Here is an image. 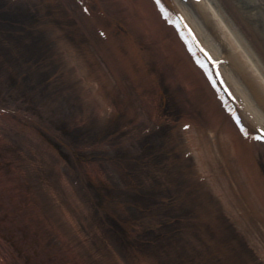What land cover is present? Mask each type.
<instances>
[{
	"label": "rangeland",
	"instance_id": "rangeland-1",
	"mask_svg": "<svg viewBox=\"0 0 264 264\" xmlns=\"http://www.w3.org/2000/svg\"><path fill=\"white\" fill-rule=\"evenodd\" d=\"M16 3L17 6H11V0H0V236L5 239V242L0 241L4 243V246L0 244V252L3 253L4 248L17 252L15 257H11L10 250L6 264L71 262L64 252L67 248L65 240L61 245L63 252H55L53 256V246L58 243L53 237L54 232L43 233L48 237L46 244L41 238L30 241L36 232L31 231L23 215L20 204L23 195L37 205L50 225L56 222L62 226L64 213L70 214L69 218L74 220L86 241L77 239L71 225V232L62 230V238L68 236L71 239L69 244L73 241L70 245L79 248L75 251L78 256L72 257L73 264H239L240 260L248 261L247 264H264L263 245L258 251L252 248V255L247 248L249 255L244 257V251L238 250L242 245L235 239L237 234H244V237L255 235L256 239L264 242V209H252L250 215L243 218L241 214L244 215V211L241 212L237 206L236 211L240 215L236 213L239 220H235L225 209L227 205L220 202L222 206L218 201L223 196L222 192L210 189L208 180L213 175L205 172L204 180L197 179L198 186L192 183V176H197L204 165L207 169L217 166V171L223 172L221 158L215 156L214 161L208 157L198 158L192 150L204 148L201 144L203 138H199L197 129L205 125L211 127L212 123L208 121L213 109L204 102L207 113L203 108L197 113L192 98H181L179 89L186 87L174 73L173 61L164 59V62H169L168 66L171 65V73L163 66L164 63L155 69L158 61L153 59V41L142 40V34L134 41L144 53L140 51L137 54L142 53L143 60L147 59L145 56L150 57L151 62L146 60L147 63L149 61L148 79H159L161 92L168 101L166 99L163 103L162 94L157 93L159 87L153 80L151 84L156 90L149 89L144 83L136 91L124 73L127 72L124 55L114 58L119 44H123V37L134 30L133 27L127 29L128 32L119 29L115 20V17L125 15L121 11L126 9V5L117 7L112 4L108 7L114 11L115 17L113 20L111 17L104 28L101 27L104 32L101 38V33L96 31L97 26L85 23L72 0H17ZM106 8L103 9L106 11ZM127 19L132 20L131 17ZM104 48L107 52L114 51L111 59L103 53ZM88 50L89 57L96 58L95 66L83 57ZM120 50L123 52L122 48ZM99 52L102 54L98 55ZM80 56L87 67L83 72H79L77 64ZM155 58L159 59L156 55ZM98 78L102 83L101 95L104 94L101 102L96 95L93 97V89L98 86L94 81ZM133 78L135 80V76ZM119 89L124 91L123 96H128V101L120 99ZM90 96L92 101L88 104ZM154 101L164 104L163 113L158 106L150 105ZM246 107L250 105L243 108L244 115L248 112ZM153 115L156 117L152 118ZM8 116L11 121L5 125L4 120ZM229 119L226 117L224 120L228 122ZM249 119L255 124L253 118ZM183 120H191L190 123L196 127L192 131L193 136L191 129L184 130L192 138L187 137L181 143L178 136L171 141L169 137L178 135L176 133L181 131ZM149 121L153 124L150 132L142 130L144 133H139L132 129H141ZM216 124L218 121L211 128L215 132L213 137L222 143L220 154L234 167L232 178L241 179L237 181L241 191L245 185L254 191H258V187L264 197L263 182L254 180L252 185L248 177L243 179L236 162L232 161L237 154L233 157L229 146L237 143L241 149L238 153L243 152L246 161L251 157L258 161L262 165L260 171L264 179L263 153L257 154L259 147L255 144L249 148L243 136H229L225 140L224 128L221 131ZM130 133L136 134L134 142L127 139ZM186 142L191 148L187 156L182 155L181 149H175L186 145ZM225 142L227 145L223 144ZM213 154L216 155L217 151ZM201 162L204 165L198 164ZM245 169L259 174L257 166ZM12 175L19 184L7 183H11ZM1 176L7 181L1 180ZM157 178L170 181L175 188L163 184L164 190L159 192L162 186L155 184ZM219 185L223 187L224 184ZM226 186L224 190L230 192V185ZM120 192H124L128 199L120 196ZM245 196L250 200L249 193ZM11 199L16 200L12 206L9 203ZM238 199L241 204L246 203L243 198ZM198 200L202 208L193 204ZM129 202L137 207V212L129 208ZM209 205H212L211 209ZM4 206L7 209L11 207L8 209L11 214L4 211ZM61 207L64 210H60ZM208 210L210 219L206 221L207 217L203 219L205 216L198 212ZM199 215L202 217L201 228L196 222ZM216 227L220 230L217 231ZM227 230L226 234L224 231ZM208 233L215 241V251L220 252L219 247L229 249L232 261L227 263L221 258L216 261L207 254L212 246L208 248L199 241ZM47 257L50 258L47 260Z\"/></svg>",
	"mask_w": 264,
	"mask_h": 264
},
{
	"label": "bare ground",
	"instance_id": "bare-ground-1",
	"mask_svg": "<svg viewBox=\"0 0 264 264\" xmlns=\"http://www.w3.org/2000/svg\"><path fill=\"white\" fill-rule=\"evenodd\" d=\"M16 1L12 0V4L10 5L17 6L15 5L17 4ZM72 2H74L78 10L80 7L83 8V10L81 9L79 10L80 11L79 15L85 21L86 24L89 25L91 24L92 26H99L100 24L105 25L104 22L107 25L108 20H110L111 17H113L112 20L114 19L115 17L113 15L114 11L108 8L112 4L117 5V7L118 5L120 6H124V4L126 5V7L124 6L126 9L125 10L122 9L121 11L125 15L121 14L115 17V20L118 21L119 29L122 28L124 29V31L128 32L127 29L133 27L134 30L132 32L126 33V36L123 37L124 38V40H122L123 44L121 46L119 44V48L116 51L117 53L116 52L114 53V51L113 52L108 51L109 52L108 53L107 51H105V48L103 53L106 56H108L109 59H111L113 53L115 54L114 57L115 59L117 55H119L120 57L124 55L123 59L125 58V60L127 61L126 63L127 65L125 66L127 72L124 73H127L126 74L127 79L131 82L133 88L136 91H139L140 86L142 87L144 83L151 90H156L159 87L158 88L159 91H157V93L162 94L163 103H164L166 102V99L168 101V98H166V96L161 92L160 89L161 82H159V79L152 78V80L155 81V86L157 87L155 89V86L151 84L152 80L148 79L149 74L147 73L149 72L148 70L149 61L147 63L146 60H150V57L145 56L147 59L143 60L144 57H142V53L141 55H139L137 54V52L140 53L141 51L144 53V51L140 46H138V44L135 43L136 37L139 38L142 35L144 36L142 40L153 41V50H155L154 52L155 54L152 55L154 56L153 59L158 61V63L154 66V68L159 69L161 68V65H163L164 63L163 66L166 69H168V71L170 72L172 70L171 65L168 66L169 62L166 61L164 62V59L168 61L172 60L173 62L170 63L175 68L174 73L176 74L177 77L179 75V78H181V80H179L181 85L186 87V89L183 87L179 89L183 96L180 97L181 98L185 97L186 99L192 98L194 107L196 108L194 109L195 112L203 108L204 109L203 111L207 113L208 111L207 105L204 104V102L207 103L208 106H210L213 109L212 117L208 121L209 123H212L211 127L207 125H205L203 128L197 127L198 134L200 135L199 138L200 139L203 138V143L201 144L202 147L204 146V148H198V149L194 148L192 150L193 153H195V155L198 158L199 157L201 158L202 156L203 158L205 157V159H207L208 157V159L212 161L216 159L215 156L221 158L222 159L221 167L223 168V172L220 173V171H217L218 169L217 166L216 167L214 166L213 169L212 168L207 169V166L204 165L203 162H201V164L198 163L200 166L202 165L204 166L202 167L203 169L199 171L197 176H195L196 174L192 176V178H194V182L192 183L198 186L199 184H196L198 183L197 179L200 178L201 180H204L203 175H205V172L213 175V177L209 178L208 180L211 183L210 189L217 190L216 192L219 193L222 192L223 196H221L222 198L218 199V201L219 203L223 202L225 203V205H227L225 209H227V211L230 212L229 214L233 215L235 220L237 219L236 213H238L236 211L237 206L239 207L241 212L244 211V215L243 213L241 214L243 218H245L247 214L250 215L252 209L258 208L259 210L262 211L264 209V197L263 195H261L260 192L261 190L258 189L257 187L258 191H254L251 186L246 187V185L244 190L242 191L240 190V186H239L240 183L238 182H240L241 179L239 181V179L234 180L232 178V176L235 175V173L233 172L234 167L229 165L227 158L220 154L222 143L220 144L215 140V138L213 137V135H215V132L211 128L213 124L218 121L219 125L216 124L215 126L217 129L220 128L221 131L224 128L223 136L225 137L224 138L225 140L229 136L231 138L233 136L235 137L236 135L240 137L243 136V138L247 142L246 145L249 146V148L255 146L259 147V150H257V154L263 153V157H261V159H264V151H263L264 142L262 143L258 142L253 136L254 133L255 134L259 133L257 132L258 129L262 128L263 131L262 130L261 131L264 132V0H72ZM64 5L66 4L64 3ZM91 5L95 6L91 11L92 15L89 14ZM105 7H107L106 11L103 9ZM67 9L69 10V8ZM97 17L98 19H96ZM129 17H131L132 20H128L127 18ZM81 26L84 27L82 24ZM120 34L119 36L122 37L121 32ZM190 40L191 42L193 41L192 44H189ZM111 48H113L112 44H111ZM121 48L123 52L120 50ZM205 49L209 50V53H207ZM191 50H193L194 52L193 54L197 55L198 57L202 55L208 58L213 57V59L214 58L216 59L213 61L210 60V62L213 63L212 66H214V68L217 70V75L219 77L218 79H216L215 76H213V78H211L210 80L214 83H217L218 86L217 90H216V86H214V84L211 81L209 82L200 75L203 74L201 69L197 67H193L191 65V63L193 62L191 58V55H193ZM89 52H90L89 50L86 51L87 54L84 53L86 56L83 57L84 59L85 58L89 59V62L95 66L96 63L94 59L96 58L91 59L89 57L90 55ZM197 52L199 53V55L197 54ZM101 54L102 52H99L98 55ZM146 54H148V56L150 55L149 52H147ZM155 55L158 56L159 59H156ZM84 59L81 57L80 61L77 62L79 66L78 68L79 72H83L87 68L85 67L86 64L83 61ZM223 59L229 60V64L227 65L225 63L226 60ZM133 76H135V80ZM176 79L178 80V78ZM101 80L102 82H105L104 78H102ZM94 83H96V85H98L99 87L97 86V88L93 89L94 92V93L92 92L93 97L94 95H96L97 97H99L98 101L101 102L103 101L102 99H104V94L101 95L100 92V86L102 85V83L100 82V78H98L96 82L94 81ZM105 84L107 85V83ZM172 85L174 86L173 81H172ZM118 91L121 96L120 99H123L124 101H128V96H123L124 91L121 89H119ZM240 94H241V99L239 98ZM221 95L222 96L225 95L224 101H227L229 107H232L233 109L232 114L237 118V120L239 119L238 124H235L234 121H232V123L230 121L225 122L224 119H226V117L227 119H229L230 115L226 114L225 112L222 113L221 110L220 112L218 111L220 109V105H221L220 103L223 102ZM91 97L92 96H90V98L87 100L88 104H90L91 103L90 101H92ZM184 99H182V101ZM242 99L244 100V102ZM245 103L248 104V106L250 105V107H246L248 110V112H246L248 113L247 115L246 113L244 115V111H242L244 110L243 108L246 105ZM146 104L148 105L149 103ZM152 104H154V106L156 105V107L158 106L160 112L163 113L165 111L164 104H160L158 103V101L156 102L154 101L153 103L150 102V105ZM184 105L187 106L186 104ZM1 111L2 110H0V112ZM243 116L246 117L247 120L246 119L244 120ZM147 117L149 118V116ZM154 117L156 116L153 115L152 118ZM148 118H144V119L147 120ZM249 118H253L255 120L256 125L253 123V120L252 119L250 120ZM149 119L151 120V118ZM230 120H232V118ZM234 120L236 119L234 118ZM10 121H11L10 117L8 116L7 120H4V124L8 125ZM190 122L191 120H183L180 125L181 131L176 133L178 134L177 136L174 134L173 138L168 136L170 140L172 141L174 140V138L180 136V142L184 143L187 137L192 138L189 134H186L184 131V130L189 131L191 129L190 133L193 136L192 131L193 129L195 130L196 127L193 126ZM261 122L263 123V126L260 125ZM151 125L153 126V124H150L149 121V123L144 125V127H140L141 129H138L136 127L132 129L139 133H141L142 130L150 132V130H152ZM154 125L160 126L159 124H154ZM221 126L223 127L221 128ZM256 126L257 128H255ZM233 131L234 133H232ZM135 136L136 134L133 135V133H130L127 139H129V142L132 141L134 142ZM259 136H261V134H259ZM223 144L227 145L226 142ZM179 146H176L175 149L176 151L181 149V151L183 152L182 155L185 154L187 156L189 153H191L190 144H188V142H186V145L185 144L181 145L182 146L181 148ZM242 148L245 147L243 146ZM239 150L241 149L238 146V144L235 142H233V145L229 146V152L232 154V156L234 157V155L237 154V157H234L232 161L236 162V165L238 166L237 167L238 170L242 173V176L244 177L243 179L248 177L252 185L255 182L254 180L257 181L261 180L263 182L262 187H264V179L262 178L263 173L262 171H260L262 165H260V163H258V161H256L252 157L246 161V159L243 158L244 153L243 152L238 153ZM214 151H217L216 155L213 154ZM253 166H257V168L259 169L258 170L259 174H257L255 170L254 171L247 170L248 172H246L245 168L250 169V167ZM10 169L13 170L12 167H10ZM244 172H246V175L244 174ZM13 177L14 175H12L10 179L11 183L7 182L9 185L13 183L15 184L18 183L16 179ZM1 180L7 181V178L1 176ZM169 182L170 181L164 182L162 178L161 180L160 178H157L155 184L156 185L159 184L160 186H162V191L159 190V192L162 193L164 190L163 184H165L166 187L175 186L171 184V182L170 183ZM220 183L224 184L225 187H227L226 186L227 184L230 185L231 193L226 191V189L224 190L225 188L224 185L223 187H220L219 185ZM146 184L148 185V182ZM262 189L264 190V188ZM245 191L249 193L251 197L250 200L247 199L246 196L244 197L245 194L246 195L248 194ZM203 194H206V192ZM25 196L26 195L20 197V204L22 206L21 208H23V215L26 216V221L28 222L27 225L30 227L31 231L36 232V236L30 241H34V239L40 240L41 238L42 243L46 244L48 237L45 234L43 235V233L47 231L48 233L52 232L53 234L54 232L53 237L54 239L56 238V240H58V243H56L55 246L52 245L53 256L55 252L57 253L63 252L64 247L63 249H61L62 248L61 245H62V241L65 240V242L67 243V248L66 251L64 252H66L67 257L71 259L70 264H73L74 260L72 259V257L75 255L78 256V252L75 251L78 250L79 248H77V246L75 245H70L73 244V241L69 244L71 239H68L69 238L68 236H67L68 238L66 237V239L65 237L62 238L64 234L63 231L65 229L68 232L69 231L71 232L70 228L73 227V229L78 235L77 239H81L83 241H85V239H82L83 236L81 234V231L80 229H77L76 226L74 225L75 223L74 220L69 218L68 215L70 214L69 213L67 214L66 212L64 213L65 219L62 221V226H60V224H57L56 222H53L50 225V221L44 217V213L42 211H38L39 208L37 207V205L33 201L31 202L28 199V197L26 198ZM120 196L124 197L125 199H128V197L124 192H120ZM16 197H17L16 199H18V194H16ZM238 198H243V201H245L246 203L241 204V201H239ZM15 202L16 200L14 199H11L9 201L11 206L14 205ZM223 203L220 204L224 206ZM193 204L196 206V208L197 206L201 208L203 207L202 203L199 202V200L197 204L195 203ZM128 206L129 208L131 207L134 212H137L138 209L137 207H134L133 203L131 204L129 202ZM206 206L207 205H205V207ZM211 206L212 205H209L210 207L209 209H211ZM10 208L11 207H8V209ZM8 209L7 207L4 206V211L10 213ZM60 210H64V207H61ZM106 213L108 212L106 211ZM198 213H200L202 217L203 215L205 216L203 219L207 217V219H205L206 221L210 219L211 212H209V210L205 213H203L202 211ZM201 215H199L198 219L196 220L197 224L199 223L197 226L199 228H201L202 226V223L200 222V220H202ZM238 215L240 214L238 213ZM111 216L113 219L118 220L116 217H114V215ZM108 220L110 221V218ZM70 225L71 227L69 228ZM216 230L218 231L220 230V228L216 227ZM221 231H223V229H221ZM224 232L227 234L228 230ZM55 233H57L58 235L56 234L57 236H55ZM2 239L3 237L0 236V241ZM235 239L239 240V243L242 245V247L238 246V250H240L241 252L244 251L243 253L244 257H247L249 255L247 254L249 250H250V254L252 255L253 249L258 251L260 246L262 245L264 246V242H262L263 240L256 239L255 235L244 237V234H237ZM2 242H5V239L2 240ZM199 242H201V244L204 246L207 245V247L208 246L210 247V245L212 246L211 248L208 247L209 253L207 254L210 257L216 259V261H218L220 258L226 262L230 260L229 255L231 252L229 249L227 248L224 249L219 247V251L221 250L222 252L215 251L217 250L216 245L214 243L215 241L210 239L209 233L207 235H204L202 237V241L200 240ZM3 244H1V246H4ZM195 244L197 245V242ZM240 248H242V250ZM247 248H249L248 251H246ZM9 249L11 251L13 250L12 248ZM10 250H8V248L2 249L3 253L0 252V264H6V258H8L7 256H9ZM16 253L17 252L12 251L11 257H15ZM49 258L50 257H47V260ZM145 263L147 262L145 261ZM238 263L247 264L248 261L246 262L240 260L238 261Z\"/></svg>",
	"mask_w": 264,
	"mask_h": 264
},
{
	"label": "snow or ice",
	"instance_id": "snow-or-ice-1",
	"mask_svg": "<svg viewBox=\"0 0 264 264\" xmlns=\"http://www.w3.org/2000/svg\"><path fill=\"white\" fill-rule=\"evenodd\" d=\"M262 139H264V137H261Z\"/></svg>",
	"mask_w": 264,
	"mask_h": 264
}]
</instances>
